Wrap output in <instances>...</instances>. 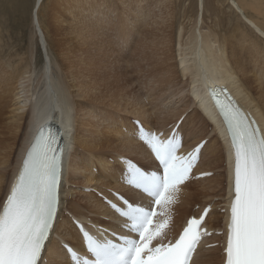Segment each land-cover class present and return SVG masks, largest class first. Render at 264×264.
Segmentation results:
<instances>
[{
    "label": "bare ground",
    "instance_id": "1",
    "mask_svg": "<svg viewBox=\"0 0 264 264\" xmlns=\"http://www.w3.org/2000/svg\"><path fill=\"white\" fill-rule=\"evenodd\" d=\"M22 1L21 6H25L26 1ZM43 1L45 0H36V8L33 13L36 18V35L40 37L42 47L48 46L46 45V43L48 44L46 41L49 40V45L53 50L52 52L57 56V67L61 76L57 74V71L54 72V66H52L53 61L50 59L49 55L48 57L46 55L47 62L40 68V74L38 72L36 73L37 76L35 75V79L32 77L35 67L33 69L32 64H24V60H21L17 64L10 62L8 67L5 66V63L0 62V208L6 197L11 176L15 175L38 125L47 120H54L61 122L68 142L67 146L69 144L65 155V182L63 184L62 202L64 207L75 216L85 219L91 217L86 213V210H84L85 206H88L87 208L91 210L94 208L92 213L95 216L90 218L91 221L102 224L104 221L101 219V216L104 215L112 220V222L108 224L114 226L117 217L109 211L106 204L102 201H98L99 198L94 193L91 192L90 194L92 195L83 194V196H81H87V200L84 199L86 202L83 203V206L79 198L67 199L70 197V194L69 191H65L66 184L71 182L75 185L81 184L82 187L96 186V188L101 191H106L109 188H117L124 191L131 199L149 203L139 192H134L125 185L123 176L126 172L117 162L118 155L125 154L133 156V154H138L148 160L147 162H142V164L146 163V166L152 169V171H156V163L153 159V154L149 147H146L143 142L139 141L140 135L134 128L132 119L130 118L140 117L145 124L146 130L154 129L158 126L157 124L165 128L170 121L175 120L176 122L183 112L191 107V105H195L197 109L194 113H191L190 117L185 119L175 137L178 144L177 155L181 157L186 147L189 148L200 139L206 138L210 134L207 132L208 126L213 125L215 134L214 136H208L209 138L212 137V139L210 138L212 143H208L205 148L206 150L204 149V151H211H209L207 161L208 167L206 168L211 170L218 169L221 167L222 163L226 161L227 168L225 169L228 175L229 193L232 184L231 167L233 165V153L228 142V134L223 127V120L217 115L211 97L207 95V88L212 86L222 89L223 86H226L234 90L241 102L256 113L263 126L264 132V0H231V9L234 8V11L236 10L238 17H240L239 20L242 19L246 21H244L247 25L245 26L249 29V32L244 30L246 28L243 26L244 29L241 33L238 32L240 29L232 28V33L230 32L229 35L226 34L227 36L223 35L220 39H218L219 37L217 34L211 29L209 32L207 31V33H204L199 29L198 25H192L191 30L185 31L184 29L186 28L184 26L182 27L180 22L177 28L174 19L175 16H172L173 13H171V9L174 11V8L169 9V11L160 10L161 14H169L170 17L168 19H171L167 25L170 27L171 32L167 35L164 34L167 30L164 28V24L163 26L161 25L163 22H166V20L163 16H160V13L157 14L153 7H148L153 4H156V6L158 4L161 5L162 3L167 5V0H118V3L122 1V4H119V18L122 19L119 23L118 32L122 38L126 40L127 45L133 44V46H130L135 51L133 60L135 61L137 69L140 72L142 71L140 63L148 61V58L145 56L150 55V53L147 52L148 50H146V46H142L138 49L140 43L146 42L144 40L150 41L149 39L151 38L153 44L150 42V45L153 46L148 48L152 50V53L158 54L160 52V54L164 55L162 61L159 60L160 57L157 59L155 58L156 62L162 66V69H158L159 71L155 76L160 77L159 81L161 83L163 82L164 88H147L145 92L148 98L147 100H149L151 105L150 110L146 103H143L145 101L142 102L133 87L131 92L125 91L135 82L133 77H128V75H125L127 85L122 84L118 93L109 91L112 96H115L113 100L111 99V101L108 102L110 105L103 101H98L103 98L105 94L102 93L103 90L99 81L91 80L83 83L87 76L80 75L76 72L70 74L73 76V81H69L70 75L67 70L69 71L70 67L65 63V54H63V52L60 53V48H58V51H55L54 48L57 44L60 46V42L55 39L54 35L50 34L49 28L46 29L49 37L46 40V34H44V30L42 29V23H40L42 20H39V9H41L40 7ZM127 1L130 3L125 6ZM64 2L65 1H63L62 4L66 9L65 12L73 17H76V15L80 16L82 12L88 11L89 8H85L86 6L92 7L94 10L91 13H95L98 5L103 6L107 3L106 10L99 13H108V11L111 10L110 7L108 8L107 0H75L74 6L73 3H71L69 7H66ZM66 3L68 4V2ZM199 4L202 7L203 0H199ZM166 8L168 9V5ZM78 10L81 12L78 13ZM147 10L151 11L155 18H160L161 20L159 22L154 20L155 23L160 24V26L155 27L156 29L146 30V26L152 23V19L146 22V18L151 17L150 13H146ZM133 12L137 13L135 18L132 17L133 19L129 22L127 19H125V21L123 20L124 17L131 16ZM139 13L142 14V18L138 16ZM23 15L26 16L27 13H23ZM183 16L182 18H185ZM54 19L55 17L51 20L52 26H50L52 32L55 28L54 24H56ZM57 20H59V18H57ZM137 25L138 27L146 25L143 35L145 38L142 39L140 43L136 40H129L132 36V28ZM135 33L137 32L135 31ZM216 40L218 41L217 45L215 44L217 42ZM175 43H177V54H175V57L173 54L175 62L171 63L172 54L170 56L167 53L174 51ZM153 47H155V49L157 48L159 52L156 53L157 49L153 52ZM51 58L53 59V57ZM167 60H169V63ZM133 72H136V69H134ZM128 73L130 72L127 71V74ZM111 74L116 76L118 72H113ZM157 74H159V76ZM181 76L186 79L187 89L185 86L183 87V84H185L184 81L181 84ZM121 79H123V77H121ZM117 82H119V80ZM180 85L182 86L180 87ZM74 88H77L78 91L73 90ZM185 91L190 95L185 94ZM185 95H187L188 99L191 96V103L185 100ZM11 101L14 102V107L12 108L14 113L13 115H9L10 122L4 121L6 119L4 117L6 110L9 107V102L11 104ZM98 103L105 104L112 108H115L113 103L116 104L117 108L121 106L120 112L124 111V113H126L123 115L122 122H119L122 126H116L117 128L112 130V127L105 125L107 128L104 126L99 129V124L96 125L95 123L97 122L93 121L96 113L95 110H102V108H99ZM119 108L118 111L120 110ZM182 109L185 110L181 111ZM151 110H154L156 122H158L155 127V123H150L147 117V114L149 117L153 115L151 114ZM26 111L28 112L26 113ZM187 122H190V126L187 125ZM123 127H126V131L122 129ZM20 131H22V133ZM185 131H187L186 137L183 135ZM107 133H111L109 136L113 135L114 139L108 136L99 137L106 136L108 135ZM97 137L101 139L99 140ZM221 139H223V143ZM183 141H185V143H182ZM110 151H117L116 157H114L115 155L111 156L109 154ZM112 157L114 158L113 162L110 160ZM204 166L205 164L201 165L200 163L198 169H202L201 167L204 168ZM93 167H100L101 169L111 168L112 173L104 176L100 175L99 172L95 174L94 169L91 171ZM220 175L221 174L214 176L216 187H221L222 185V182L219 180ZM206 179L210 181V178L202 180L205 182ZM207 180L206 184L209 183ZM204 188L206 189V187H203V189ZM206 191L205 193L210 192L209 189ZM196 193V190L194 192L189 190V184L186 181L178 185V191L172 194L170 202L175 204L180 200V203L176 205L173 212L169 215L168 223L162 230L163 234H172L178 224L193 211V204L197 201ZM207 196H211L210 198H212V196L220 195H211L208 193L204 196L205 199L203 201L200 200L202 203H199L204 204L212 201L206 200ZM226 198L219 202H215V209L211 212L207 220V223L211 227H219L221 221L220 217L225 218L224 227L227 226L229 215L224 213L221 216L216 207L220 202L226 201ZM164 206H168V204H164L160 207V214H162ZM62 212L55 226L53 236L51 237L48 253L45 255V259L47 260L46 264H58L60 260L69 261L68 256L63 254L59 244L61 239L69 241L78 247H82L81 237L77 229L72 224L69 216L65 217ZM167 215L168 213H165L161 216L166 217ZM162 222L159 215L157 223ZM56 234L60 236L58 240L54 239V235ZM224 237L226 238V234ZM220 238V236H214L212 241ZM220 250V247L211 249L200 248L192 264H221L222 256L218 254Z\"/></svg>",
    "mask_w": 264,
    "mask_h": 264
},
{
    "label": "snow or ice",
    "instance_id": "2",
    "mask_svg": "<svg viewBox=\"0 0 264 264\" xmlns=\"http://www.w3.org/2000/svg\"><path fill=\"white\" fill-rule=\"evenodd\" d=\"M219 106L234 150V198L225 264H264V134L238 108ZM141 139L158 161V170H145L129 161L123 180L148 205L123 197L112 204L121 227V233H112V238L92 235L76 221L86 241L85 254L62 244L63 254L71 260L58 264H189L208 209L199 219H189L174 243L152 244L167 225L166 221L153 223V218L158 215L156 208L169 203L188 178L200 146L188 157H180L174 136L162 140L144 131ZM63 158V138L39 131L0 210V264H45L60 203Z\"/></svg>",
    "mask_w": 264,
    "mask_h": 264
},
{
    "label": "rangeland",
    "instance_id": "3",
    "mask_svg": "<svg viewBox=\"0 0 264 264\" xmlns=\"http://www.w3.org/2000/svg\"><path fill=\"white\" fill-rule=\"evenodd\" d=\"M24 1H26L25 2L26 5L21 6L22 2H23L22 0H0V62L5 63V66L8 67L10 62L17 64L21 60H24L23 61L24 64H26V63L32 64L33 69L35 67L34 73L32 76L35 79L36 78L35 75L37 76L36 73L37 72L39 73L41 71L40 68L43 65H45L47 62L46 61V55H47V57L49 55L50 59L53 61L52 66H54L53 67L54 72L57 71V74L59 76H61V73H60V71H58V67H57V63H58L56 60L57 56L55 55V53L53 54V52H52L53 50L51 49V47L49 45V40H47L49 37H48V34L46 32V29L49 28L50 34L54 35L55 39H57L60 42V46H58L59 44H57V46L54 47L55 51H58V48H60V50H59L60 53L63 52V54H65V57H66L65 63H66V65H68L70 67L69 71L67 70L68 74L70 75L71 73L74 74V72H76L80 75L87 76V77H85L86 79L84 80L83 83L91 81V80L99 81V83L101 84V88L103 90L102 93H105V94H104L103 98L99 99L98 101H103L104 103H107L110 105V103H108V102L111 101V99L113 100V98L115 97V96L111 95V92H113V93L117 92L118 93L120 91L122 84L127 85L125 75H128V77H133L135 82H133L132 83L133 85L131 84V87L127 88L125 91L131 92V89L133 87L135 89V91L138 93L142 102L145 101L143 103H146V105L149 107V110H150L151 105H150L149 100H147L148 98H147L145 92H146L147 88H149V89H151V88L158 89L159 87L164 88L163 82L161 83L159 81L160 77L155 76L156 73L159 71L158 69H160V68L162 69V66L156 62V59L158 57H160L159 60L162 61V58L164 57V55L160 54L158 49L156 48L157 49L156 50L155 47H153L154 48L153 52H155L154 50H156L157 51L156 53L159 52L158 54L152 53V50L148 48V47L153 46V45L152 46L150 45V42H151V44H153V40L151 38L149 39L150 41L144 40L146 42L140 43V41L145 38L143 35H144V29H145L146 25L138 27V25H139L138 24L137 26H134L131 30V32H132V36L130 37L131 39H129V40L130 41H135V40L138 41L140 43V45H138V49L142 46H146V50H148L147 52L150 53L149 56H145L146 58H148V61H145V62L143 61L140 63L141 67H142V71L140 72L137 69V67L135 66V61L133 60V58L135 56V51L131 47V46H133V44L132 45L130 44L131 46L129 44L127 45L126 40L124 38H122V36L118 32L119 23L121 22L120 20L122 19V18H119L120 17V6H119V4H122V1H120L118 3V0H114V1L107 0L108 1V8L109 7L111 8V10L108 11V13H99L101 11L106 10L107 3L103 6L98 5V8L96 7L97 11L95 13H91L94 10L92 7L86 6L85 8H89L92 10L88 9V11L82 12V14H80V16L76 15V17H73L72 15L66 13L65 12L66 9H65L64 5L62 4L63 1H65L64 4L66 7L71 6V3H73V6H74L75 0H68V1L67 0H45V1H43L42 5L40 7L41 9H39L40 14L38 16H39V20H42V21H40V23H42L41 26H42V29L44 30V34H46V36H45L46 40H47L46 42H48V44L46 43V45H48L46 47H42L41 42H40V37L38 35H36V32H37L36 28H35V19L36 18L33 15L35 8H36V0H24ZM170 1L171 0H167V2H166V4L168 5V9L166 8L167 5H165L164 3H162V4H164L165 6L160 3L161 5L158 4L156 6V4H153V5H150V7H148V8L153 7L157 14H159V13L161 14V11H160L161 9L164 11H169V9L174 8L175 9L174 11L171 9V13H173L172 16H175L174 19L176 21L177 28L179 27L178 25H180V22H181L182 27L184 26L186 28V29L183 28L185 31H188L189 29L191 30L192 25H194V26L198 25L199 29L202 30L204 33H207V31L209 32L210 29L212 31H214L217 34V36L219 37L218 39H220L223 35H226V34L229 35L230 32L232 33V31H231V30H233L232 28L240 29L238 31L240 33L244 28H246L244 30L249 32V29H247V27H246L247 25L245 24L246 21L242 20V19L239 20L240 17H238L236 10L234 11V8L231 9V7H230V5L232 4L230 2L231 0H222V1L221 0H203V6L202 7L199 4V0H172L171 2ZM66 2H68V4ZM129 3L130 2L127 1L125 3V6L128 5ZM77 7H79V6H77ZM232 11H233V14H232ZM79 12H81V11L78 10V13ZM23 13H27V15L25 16V15H23ZM146 13H150V16L152 17V18L151 17L146 18V22L151 21V19H152V21H151L152 23H150L148 25L149 27L146 26V30L147 29L153 30V29H156L155 27L160 26V24L155 23V21H157V22L161 21L160 18L159 19L155 18V16L152 15L153 13H151V11L147 10ZM136 16H137V13L133 12V14L131 16L124 17L123 20L125 21V19H127L129 22L133 19L132 17L135 18ZM138 16H140L141 18L143 17L142 14H140V13L138 14ZM160 16H163L164 19L166 20V22H163L161 26H163V24H164V28H166V30H167L166 32L164 31L165 32L164 34L167 35V34H169V32H171L170 27L167 26L169 21H171V19H168L170 16H169V14H166V13H162ZM182 16L185 18H182ZM53 17H55L54 20L56 21L55 22L56 24H54L55 28H54V31L52 32L50 26H52L51 20L53 19ZM57 18H59L60 21L57 20ZM189 18H191V19H189ZM192 19H193V21H192ZM219 19H220V22H219ZM187 20H188V22H187ZM189 21H191V22H189ZM185 23H186V26H185ZM241 27H242V29H241ZM135 31L137 33H135ZM35 40H37V41H35ZM135 44H136V42H135ZM215 44L217 45L218 41ZM176 50H177V43H175L174 51H172V52L170 51L167 53L170 56L172 54V57H171L172 59L170 60L171 63L175 62V59L173 58V54L175 57V54H177ZM173 52H175V53H173ZM47 53H49V54H47ZM51 57H53V59ZM54 59L56 60V62ZM66 59H67V61H66ZM47 60H48V58H47ZM167 61L169 63V60H167ZM55 69H57V70H55ZM134 69H136V72H133ZM126 70L129 71L130 73L127 74ZM113 72H115V73L118 72V74L116 76H113L111 74ZM178 72H180V71L178 70ZM180 74H181V72H180ZM9 75H12V74H9ZM157 75L159 76V74H157ZM69 77H70L69 81H71V80L73 81V76L70 75ZM121 77H123V79H121ZM151 78H153V79H151ZM181 78H182L181 84L184 81L185 84H183V87L185 86V88L187 89L186 79H184L182 76H181ZM118 80H119V82H117ZM140 86H142V87H140ZM181 86L182 85H180V87ZM174 88H176V87H174ZM73 90L78 91L77 88H74ZM172 90H174V89H172ZM109 91H111V92H109ZM94 94H95V92H94ZM185 94L190 95L189 93H187V91H185ZM189 99H188L187 95H185V100L186 101L188 100L191 103V101H192L191 96L189 97ZM95 103H97V102H95ZM98 104H99V108H102V110H99V109L97 110L95 108L96 113H95L93 121L97 122V123H95L96 125L99 124L98 125L99 129L103 128L105 125L112 127V130L116 129L117 127L122 126V124H120L119 122H122V118L124 117L123 115L126 113H124L123 110H122L123 112H120L121 106H120V108L118 107L120 109L118 111V108L116 107L115 103H113V104H114V107L116 109L112 108L110 106H107L105 104H101V103H98ZM13 107H14V102L11 101V104L9 102V107L6 110V114L4 116L6 119L4 121H9V122L11 121L9 115H13V113H14L13 109H12ZM189 108L194 109V111L197 109L195 107V105H191V107H189ZM184 110L185 109H182L181 111H184ZM194 111H193V113H194ZM27 112L28 111H26V113ZM191 113H189L187 117H190ZM151 114H153V115H150V117L147 114V117H148L150 123H152V124L155 123L154 124V127H155L156 123H158V122H156L154 110H151ZM130 119H132V117ZM194 120H195V118H194ZM172 122H175V120L170 121L169 124H171ZM157 125L158 126H156V127L161 126L159 124H157ZM187 125L190 126V122H187ZM122 129H124L126 131V127H123ZM20 132L22 133V131H20ZM186 132L187 131H185L183 134L185 137L187 136ZM207 132H208V134L210 133L209 135L214 136L215 131H214L213 125L208 126ZM73 133H74V131H73ZM110 134L111 133H109L106 136H99V137H107L108 136V137L112 138L113 135L109 136ZM184 136H183V138L185 139ZM99 137H97V138H99ZM210 138L212 139V137H210ZM100 139L101 138H99V140ZM113 139H114V137H113ZM211 141L212 140H210L209 143H212ZM182 143H185V141H183ZM145 146L148 147L147 145H145ZM110 150H114V149H110ZM209 151L210 150L203 151L204 153H202V159H201L200 163H201V165L205 164L204 168L201 167L202 169H208L206 167H208L207 161H208ZM116 152L117 151H112V152L110 151L109 154L111 156L115 155L114 157H116ZM111 153H113V154H111ZM132 157H134V158L136 157V159L141 163L148 161L143 156L138 155V154L137 155L133 154ZM110 160H111V162H113L114 158L112 157V158H110ZM143 165H146V163ZM225 168H226V161H224L222 163L221 167H219L217 169L219 171L216 172L217 174L218 173L221 174L219 177V180L222 182L221 187H216V184L214 183V179H215L214 176L216 174L213 176V178L209 177L210 181H208L209 179L208 180L206 179L207 182H209L207 184H206V180H205V182L203 181L204 179L203 180L201 179L199 181V180H195L194 178H192L191 181H189V179L187 178L188 180H185L189 184V190L191 192H194L196 190V192H197L196 193L197 201L195 204L202 203V202H200V200L203 201L205 199L204 196L207 195L208 193L211 195H220V196L223 195L222 197H224L226 195V188H227L228 181H227V170ZM93 169H94L95 174H97L99 172L100 175H102V176L112 173L111 168H109V169L102 168L101 169L100 167H98V168L94 167V168H92L91 171H93ZM209 170H211V169H209ZM214 170L216 171V169H213V171ZM189 178H191V177H189ZM78 180H79V178H78ZM201 182H203L204 184ZM210 182H212V183H210ZM203 187H206V189L205 188L203 189ZM210 187L211 188L213 187L212 188L213 190ZM74 188H76L75 189L76 191L78 189L77 193H75L74 197L70 196V198L68 197L67 199H72V198L78 199L79 198V200H81V203L83 205V203H85L87 200L86 199L87 196L86 197H81V196H83V194L92 195V194H90L91 192L88 193V192H85L83 190L79 191L81 188L83 189L84 187L80 188L79 186L74 185ZM207 189H209L210 192L205 193V192H207L206 191ZM210 197L211 196H207L206 200H211ZM84 199H86V200H84ZM66 203H67V201H66ZM195 204H193V208L196 207ZM87 207L88 206H85V209L83 208L84 210H86V213L89 215L95 216V215L91 214L92 210L94 208L91 210V209H88ZM220 215L222 216V214H220ZM224 221H225V218H224ZM220 226L221 225L219 223V227Z\"/></svg>",
    "mask_w": 264,
    "mask_h": 264
}]
</instances>
